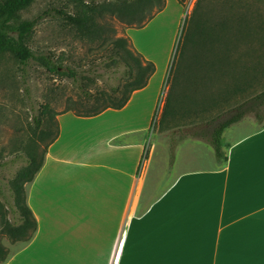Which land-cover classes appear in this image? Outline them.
<instances>
[{
    "label": "crops",
    "instance_id": "0c3cea01",
    "mask_svg": "<svg viewBox=\"0 0 264 264\" xmlns=\"http://www.w3.org/2000/svg\"><path fill=\"white\" fill-rule=\"evenodd\" d=\"M163 13L128 30L156 64L145 89L122 110L58 116L28 191L37 234L6 264H264V126L228 140L226 131L225 164L196 156L193 168V139L173 169L145 160L176 39L174 30L159 53L142 36Z\"/></svg>",
    "mask_w": 264,
    "mask_h": 264
},
{
    "label": "trees",
    "instance_id": "16d2710c",
    "mask_svg": "<svg viewBox=\"0 0 264 264\" xmlns=\"http://www.w3.org/2000/svg\"><path fill=\"white\" fill-rule=\"evenodd\" d=\"M40 1L45 0H0V57L9 55L22 67L35 63L54 76L71 80L82 97L73 101L63 113L92 118L107 110H122L135 92L148 86L156 73V65L136 49L126 30L145 28L166 9L167 0H51L39 15L23 19V13ZM176 1L183 7L189 2ZM233 5L228 18L220 14L214 17L216 12L209 7L208 0H198L187 16L170 66L169 92L160 118L162 130L179 119L191 120L193 114L194 119L200 120L196 122L199 124L183 133L180 142L193 139L212 146L221 164L228 162V155L223 152V135L230 127L250 115L264 126V90L230 110H223L221 115L206 118L214 108L223 106V101L230 105V97L248 96L252 83L264 73V23L253 25L248 19L250 7L245 15ZM46 21L55 31L73 34L75 39L88 45L90 51L95 49L102 58L98 68L103 72L99 77L104 78L114 71L118 84L91 92L89 85L96 81L80 67L65 66L61 56L52 51L36 50L37 28ZM255 46H259L261 53L254 51ZM243 47L245 51L235 56V51ZM240 63L243 72L237 76ZM228 78L231 82L220 86V93L212 90L211 96L198 104L197 109H193V98L185 106L188 102L182 98L188 96L191 83L195 87L201 79L220 84ZM59 115L47 103L41 105L39 115L34 118L33 134L24 148L26 165L17 170L10 181L13 220L2 214L3 234L13 245L22 246L13 252L0 240V264H6L37 234L38 222L28 204V191L44 166L49 147L59 137ZM225 115L228 117L222 120ZM42 141L46 145L40 154L38 149ZM175 147L171 145L173 151Z\"/></svg>",
    "mask_w": 264,
    "mask_h": 264
},
{
    "label": "rangeland",
    "instance_id": "374dc122",
    "mask_svg": "<svg viewBox=\"0 0 264 264\" xmlns=\"http://www.w3.org/2000/svg\"><path fill=\"white\" fill-rule=\"evenodd\" d=\"M50 2L51 0H45L36 3L32 8L23 13V19H32L36 17ZM197 2L198 0H189L187 6L183 7L176 0H171L155 26L145 34L146 36H142V38L149 37L151 39L149 42L151 52L159 51L160 53V46H164V51L166 50V44L170 41V36L175 30V45L164 80L160 99L161 102L158 106L159 111L157 109L155 116L156 122L154 120L151 126L145 156V160L151 158L153 161L157 162L168 161L169 168L171 169H173L172 167H174L175 162L180 158L181 154L184 153V149L186 148V145H184L186 141L180 142L181 136L186 131L192 130L196 124H199L196 122L200 121L196 118L194 119L192 114L190 117L191 120L179 119V121L170 127H166L168 130L165 128H162V130L160 129V118L170 86L167 85L170 66L175 55L184 22L187 16L194 10ZM232 4H234V7L238 6L245 15L247 7H250L249 13L251 17L248 19L253 25L264 23V0H208L209 7L216 12L214 17H218V14L226 17L232 9ZM142 29L132 30L141 31ZM128 30L129 29L126 30L127 35L131 38L133 34L137 40L138 34H128ZM160 40H162V43L158 44ZM35 44L36 50L43 52L52 51L56 53L57 56H61L65 66L80 67V70L85 71L93 81H96L95 84H97L95 85L93 84L94 82H92V84L89 85V90L91 92H95L98 88L109 89L111 86L118 84V75L114 71L104 78L99 77L103 72L101 67L98 68L102 62V58H100V54H96L97 52L95 49L90 51V47L75 39L73 34L64 31H55L53 25L49 21L44 22L37 28ZM157 44L158 46H156ZM244 51V47L238 49L235 51V56L238 57L239 54ZM254 51L258 54L261 53L259 46H255ZM211 52L210 50V54ZM242 63L238 65L236 70L237 76H241L239 74L243 72ZM249 63H252V59H250ZM198 80L199 81L194 84L195 87H193V83L188 85V96L186 95L182 98L186 100L185 102H188L185 106H187L193 98V109H197L198 104L208 99L212 94V90L220 93V86L223 87L225 84L231 82L229 78L225 81L222 80L220 84H213L210 80ZM252 85L253 88L249 91L248 96L235 95L230 97V105L229 103L227 104V101L226 103L223 101V106L214 108L206 118L210 119L221 115L223 114V110H230V107H234L249 97L262 92L264 90V73L262 75L260 74ZM80 97H82L81 91L71 80L54 76L44 67L35 63H31L27 67H22L9 55L0 57V240L13 252L19 250L22 245H13L8 237L3 234L2 214H6L8 219L13 220L11 209L12 200L10 199L9 191L10 181L16 171L26 165L24 148L27 140L33 134L34 118L39 115L40 107L43 104L50 103L54 112L62 114L73 101H77ZM227 117L226 115L223 116L222 120ZM259 126H261V124L257 122L253 115H250L227 130L226 140L232 135L233 137L243 135L249 131H253ZM196 142L198 143H194L193 141V168L197 165L194 161L196 156L202 157L204 161L209 160L212 156L213 160H215L214 163L216 161L218 162L215 150L212 146L204 142ZM226 142L223 138V152L225 153H227ZM172 144L176 145L174 151L171 149ZM45 145L46 142H40L38 149L40 154L44 152ZM209 154L211 155L209 156ZM157 172H159V168L154 170V174L157 175Z\"/></svg>",
    "mask_w": 264,
    "mask_h": 264
},
{
    "label": "built area",
    "instance_id": "2783aa9c",
    "mask_svg": "<svg viewBox=\"0 0 264 264\" xmlns=\"http://www.w3.org/2000/svg\"><path fill=\"white\" fill-rule=\"evenodd\" d=\"M155 122H156V119H155Z\"/></svg>",
    "mask_w": 264,
    "mask_h": 264
}]
</instances>
